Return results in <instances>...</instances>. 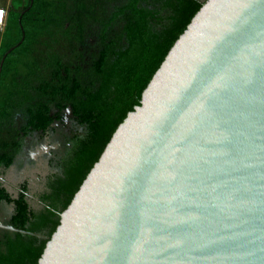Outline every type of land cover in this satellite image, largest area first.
<instances>
[{
    "label": "water",
    "instance_id": "obj_1",
    "mask_svg": "<svg viewBox=\"0 0 264 264\" xmlns=\"http://www.w3.org/2000/svg\"><path fill=\"white\" fill-rule=\"evenodd\" d=\"M37 264H264V0H206Z\"/></svg>",
    "mask_w": 264,
    "mask_h": 264
},
{
    "label": "flooded vegetation",
    "instance_id": "obj_2",
    "mask_svg": "<svg viewBox=\"0 0 264 264\" xmlns=\"http://www.w3.org/2000/svg\"><path fill=\"white\" fill-rule=\"evenodd\" d=\"M0 1L5 3L3 8L7 18L12 11H17L21 16L28 13L30 22L36 20L37 12L31 11L33 0ZM56 1L57 7L48 19L45 31L35 32L33 41L26 44L32 57L30 67L27 69L25 62L24 69L11 71L7 84L0 87V159L11 157L13 160L9 168L0 163V188L12 200L24 192L34 213L43 208L42 197L63 178L88 134L86 126L73 115L68 102L60 103L59 98L53 101L35 91L39 81L50 82L55 65L59 64L60 75L68 83L76 80L82 91L95 90L99 77L94 65L100 60L101 53L106 52L112 59L113 53L127 47L124 30L133 20L130 6L134 0H61L62 5ZM16 2L20 5L14 9ZM178 5V0L137 2V7L154 13L149 21L154 31H161L168 24L167 18L175 15ZM5 26L6 21L0 30V38ZM21 31L23 36L22 28ZM5 55L1 60L4 61ZM40 100L51 119L43 131L29 124L28 114V111L36 114L40 108L36 103ZM59 103L62 109L56 107ZM13 211L12 203L0 200V240L4 234L12 233L8 227Z\"/></svg>",
    "mask_w": 264,
    "mask_h": 264
},
{
    "label": "trees",
    "instance_id": "obj_3",
    "mask_svg": "<svg viewBox=\"0 0 264 264\" xmlns=\"http://www.w3.org/2000/svg\"><path fill=\"white\" fill-rule=\"evenodd\" d=\"M55 1L33 0L31 11L37 14L36 20L32 22L28 20V13L21 16L19 12L12 11L9 14L0 38V60L22 37L23 41L5 56L0 74V87L7 84L11 71L24 69L25 65L27 69L30 67L32 57L27 52L26 44L33 41L35 32L45 31L46 23L57 7ZM60 1L58 5H62ZM138 1L134 0L130 6L133 20H130L124 30L127 47L113 53L112 59L106 52L101 53L100 60L94 65L99 77L95 90L82 91L76 80L68 83L60 75L59 64L55 65L50 82L39 81V87L35 91L53 101L59 98L60 103L68 102L73 115L86 126L88 134L66 168L63 178L52 187L48 195L42 197L43 208L39 212L32 211L24 192L12 200L5 190L0 188V200L14 205L10 226L15 230L10 235L4 234L3 240H0V264H37L48 239L59 225V215L70 204L118 125L134 107L139 106L143 90L168 51L206 2L178 0L175 15L167 18L168 24L161 31H154L149 22L154 13L137 7ZM19 5L20 2H16L14 9ZM60 103L56 106L58 109H62ZM36 105L40 107L36 114L28 111L29 124L43 131L51 119L48 118V111L41 100ZM0 163L9 168L13 160L11 157H4L0 159Z\"/></svg>",
    "mask_w": 264,
    "mask_h": 264
},
{
    "label": "built area",
    "instance_id": "obj_4",
    "mask_svg": "<svg viewBox=\"0 0 264 264\" xmlns=\"http://www.w3.org/2000/svg\"><path fill=\"white\" fill-rule=\"evenodd\" d=\"M7 11L5 8H0V30L3 28L5 23Z\"/></svg>",
    "mask_w": 264,
    "mask_h": 264
},
{
    "label": "rangeland",
    "instance_id": "obj_5",
    "mask_svg": "<svg viewBox=\"0 0 264 264\" xmlns=\"http://www.w3.org/2000/svg\"><path fill=\"white\" fill-rule=\"evenodd\" d=\"M5 5L4 1H0V6Z\"/></svg>",
    "mask_w": 264,
    "mask_h": 264
},
{
    "label": "crops",
    "instance_id": "obj_6",
    "mask_svg": "<svg viewBox=\"0 0 264 264\" xmlns=\"http://www.w3.org/2000/svg\"><path fill=\"white\" fill-rule=\"evenodd\" d=\"M5 7L4 5L0 6V8H3ZM7 20V14H6V18H5V21Z\"/></svg>",
    "mask_w": 264,
    "mask_h": 264
}]
</instances>
